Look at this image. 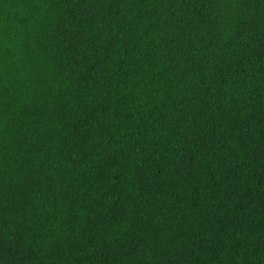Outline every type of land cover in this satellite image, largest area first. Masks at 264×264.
Returning <instances> with one entry per match:
<instances>
[{
  "label": "trees",
  "instance_id": "obj_1",
  "mask_svg": "<svg viewBox=\"0 0 264 264\" xmlns=\"http://www.w3.org/2000/svg\"><path fill=\"white\" fill-rule=\"evenodd\" d=\"M0 264H264V0H0Z\"/></svg>",
  "mask_w": 264,
  "mask_h": 264
}]
</instances>
